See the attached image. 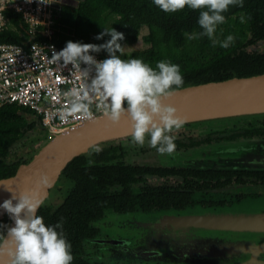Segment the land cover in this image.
Masks as SVG:
<instances>
[{
    "label": "flooded vegetation",
    "instance_id": "af4514ba",
    "mask_svg": "<svg viewBox=\"0 0 264 264\" xmlns=\"http://www.w3.org/2000/svg\"><path fill=\"white\" fill-rule=\"evenodd\" d=\"M262 42L251 47L256 49ZM255 118L259 121L254 122ZM228 121L236 122L233 126H210ZM196 124L199 129L206 128L199 137L192 135ZM173 131L181 137L175 138L172 156L159 155L147 142L141 147L109 140L106 145L111 149L107 154L112 157L98 164L108 165L110 174L117 168L122 173L121 182L110 181V177L105 189L88 197L87 211L77 214L82 217L73 229V237L68 239L72 264H165L160 258L170 251V247L163 246L167 238H149L152 227L158 235L161 233L155 229L159 227L156 221L164 222L172 214L264 197V164L236 167L227 155L236 148L237 141L245 139L251 140L250 154H260L255 147L260 141L264 145V113L186 122ZM128 150L134 152L131 157L127 156ZM90 160L97 162L94 154ZM67 181L59 175L57 187L50 190L47 199L53 206L67 197ZM140 248L163 254L142 255Z\"/></svg>",
    "mask_w": 264,
    "mask_h": 264
},
{
    "label": "trees",
    "instance_id": "16d2710c",
    "mask_svg": "<svg viewBox=\"0 0 264 264\" xmlns=\"http://www.w3.org/2000/svg\"><path fill=\"white\" fill-rule=\"evenodd\" d=\"M198 15L199 10L187 8L176 13H164L152 4V0H64L51 34L45 38L55 41L60 50L68 41L101 44L110 37L105 36L101 40L94 37L103 31V27H112L124 34V40L120 41L122 46L132 45L138 41L140 27L146 25L148 31L143 39L148 46L124 52L121 58H140L153 68L160 60L178 64L183 86L264 72V51L251 47L264 40V0H243V7L230 6L223 13L226 22L218 25L215 36L221 41L230 34L235 37L227 49L213 46L207 37L195 40L186 37L185 33L201 31L197 24ZM242 16L244 22H241ZM20 17L12 11V24L16 28L0 32V40L22 39L18 34L22 24ZM99 53L108 58L106 52ZM33 129L42 131V126L39 116L28 107L17 103L0 107V178L13 175L21 163L29 161L35 154L38 147L35 148L34 143L33 152L26 159L16 158L11 150ZM108 142L97 145L103 149L99 154L92 148V151L70 160L60 173V177L70 184L67 197L56 206L46 198L38 209L37 214L43 216L46 225H54L63 218L67 240L73 237V229L79 225L82 216L79 214L77 217V214L87 211L85 203L88 197L105 189L110 177V181L121 182L122 173L117 168L110 174L108 165L98 164V161L112 157L107 154L111 149L106 145ZM93 154L97 162L89 165Z\"/></svg>",
    "mask_w": 264,
    "mask_h": 264
},
{
    "label": "clouds",
    "instance_id": "9594fccd",
    "mask_svg": "<svg viewBox=\"0 0 264 264\" xmlns=\"http://www.w3.org/2000/svg\"><path fill=\"white\" fill-rule=\"evenodd\" d=\"M31 2V0H28ZM41 4H48L39 0ZM152 4L164 13H176L185 8L199 10L197 24L200 32L185 33L189 40L207 37L212 45L229 48L235 41L233 35L224 40L215 36L218 25L226 22L223 13L230 6L243 7V0H152ZM241 17V22H244ZM110 39L101 44L66 42L59 52L52 49L53 62L71 64L80 71L84 83L80 89H73L66 95L74 97L68 114L79 113L89 121L97 116L92 109L111 124H117L127 116L130 123L131 143L156 149L161 156L175 153L173 130H179L185 120L178 116L177 109L166 103L177 94L184 80L180 66L168 60H160L155 68L140 58L122 59L125 46L120 41L124 34L114 28H105L94 37ZM104 51L108 58L96 60L90 53ZM119 53V55H118ZM86 67L82 70L80 65ZM94 73V75H90ZM103 149L93 146V152L99 154ZM93 162L88 161L91 165ZM47 174L40 173L35 188L17 192L11 188L9 199L0 203V209L8 214L14 225L0 224V260L7 258L5 264H72L71 245L63 231V218L54 225H46L43 216L37 214L43 203L36 190L48 186ZM15 201V203H13Z\"/></svg>",
    "mask_w": 264,
    "mask_h": 264
},
{
    "label": "water",
    "instance_id": "95a60500",
    "mask_svg": "<svg viewBox=\"0 0 264 264\" xmlns=\"http://www.w3.org/2000/svg\"><path fill=\"white\" fill-rule=\"evenodd\" d=\"M166 103L177 109L176 114L185 123L264 113V72L182 86ZM42 132L47 134V140L38 146L32 158L21 163L13 175L0 178V203L12 195L5 187L17 194L34 189L40 173L47 174L50 180L48 186L36 190L37 197L44 201L50 190L57 186L59 175L70 160L98 143L129 136L131 128L127 116L122 117L119 123L111 124L99 115L95 121L87 120L62 133L45 127H42ZM250 141H237L236 148L227 154L234 162L233 166L264 164L262 141L255 147L260 153L255 156L250 154ZM180 216H187L184 225H161L158 220L155 224L159 227L155 229H159L160 235L151 230L149 236L167 238L165 242L169 244L170 251L160 258L166 264H264V197L171 215ZM0 221L9 227L14 225L3 209H0ZM6 259L0 260V264H5ZM168 259L175 262H166Z\"/></svg>",
    "mask_w": 264,
    "mask_h": 264
},
{
    "label": "built area",
    "instance_id": "2783aa9c",
    "mask_svg": "<svg viewBox=\"0 0 264 264\" xmlns=\"http://www.w3.org/2000/svg\"><path fill=\"white\" fill-rule=\"evenodd\" d=\"M45 2L48 4L39 0H0V32L16 28L12 11L22 21L18 29L22 39L0 40V107L8 103L26 106L39 116L42 127L62 133L87 121L79 113L63 118L75 99L66 94L80 89L85 81L71 64L52 61V49H60L45 37L51 34L64 0ZM90 54L98 61L106 59L100 53ZM80 67L83 70L86 65ZM92 109L96 116L101 115L95 104Z\"/></svg>",
    "mask_w": 264,
    "mask_h": 264
},
{
    "label": "rangeland",
    "instance_id": "374dc122",
    "mask_svg": "<svg viewBox=\"0 0 264 264\" xmlns=\"http://www.w3.org/2000/svg\"><path fill=\"white\" fill-rule=\"evenodd\" d=\"M147 31H148V27L146 25L141 26L140 29H139L138 41L135 44H132V45H124L125 46L124 52L125 53H129V52H131L134 49H140V48L147 47L148 43L143 39V35L146 34ZM255 48L258 49V50H264V42L259 43L257 46H255ZM258 121H259L258 119H256V118L254 119V122H258ZM235 122L236 121H233V122L228 121L225 124L214 123V124H210V126L217 127V126H224V125H228V124H231V126H233V124ZM197 125L198 124H196V126L192 127V131H193L192 135H194V137H199V136L203 135V133L206 131V128H205V130L197 128ZM240 125H242V123ZM171 134L173 136H175V138L181 137L180 133H177V132H174V131ZM126 137L129 138V140L128 139L126 140L125 139ZM117 139H118L117 141L123 140L124 143L131 144L130 135L129 136H125V137H121V138H117ZM46 140H47V134H44L42 131H40V129H33V130L28 131L26 136L20 142L15 144L11 150H12V153L14 154V156L16 158L26 159L33 152L32 149H31L33 143L35 144L34 147L36 148V147L40 146L41 144H43ZM126 141H128V142H126ZM133 153L134 152H130L128 150L127 156L131 157L133 155ZM58 185H59V183H58ZM0 224H3V222L0 221ZM151 230L154 232V228L153 227H152ZM154 233H156V232H154ZM167 245H169V244L165 243V245H163V246L167 247ZM168 261L169 262L170 261H174L175 262V260H172V259L166 260V262H168Z\"/></svg>",
    "mask_w": 264,
    "mask_h": 264
},
{
    "label": "bare ground",
    "instance_id": "6f19581e",
    "mask_svg": "<svg viewBox=\"0 0 264 264\" xmlns=\"http://www.w3.org/2000/svg\"><path fill=\"white\" fill-rule=\"evenodd\" d=\"M187 219V216L183 217V216H180V217H165L164 218V222H160V223H163V224H170V225H173V223H179V224H185L184 222H186ZM171 236V234H170ZM155 252L156 254H159L160 252L159 251H155V250H152V249H148V248H140L139 250V253L140 254H144V255H148V254H151L152 252Z\"/></svg>",
    "mask_w": 264,
    "mask_h": 264
}]
</instances>
